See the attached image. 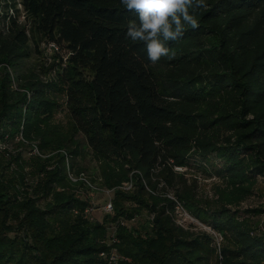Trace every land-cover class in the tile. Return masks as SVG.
<instances>
[{"label":"trees","instance_id":"1","mask_svg":"<svg viewBox=\"0 0 264 264\" xmlns=\"http://www.w3.org/2000/svg\"><path fill=\"white\" fill-rule=\"evenodd\" d=\"M207 3L196 13L199 27L167 44L172 58L152 64L144 45L126 38L137 14L120 0H0V139L21 132L43 153L76 154L73 136H56L50 125L53 98L64 95L73 131L113 192V221L145 213L117 228L115 264H264L259 223L228 207L264 175V0ZM40 41L65 51L47 81L26 72ZM213 153L231 191L209 210L173 167ZM46 169L34 196L22 199L0 173V264H109L99 253L110 246L98 239L111 223L85 215L94 203L70 189L61 164ZM177 201L222 236L218 249L209 232L175 223Z\"/></svg>","mask_w":264,"mask_h":264},{"label":"rangeland","instance_id":"2","mask_svg":"<svg viewBox=\"0 0 264 264\" xmlns=\"http://www.w3.org/2000/svg\"><path fill=\"white\" fill-rule=\"evenodd\" d=\"M17 7L20 9L19 20L29 28L30 20L27 19L25 11L19 3ZM32 48V57L27 62L26 72L33 71L43 81H47L53 75V72L49 71L51 64L54 60H58L59 57L65 55V51L57 45L52 47L45 41H40L39 47H33L32 45ZM34 48H38L39 52ZM1 77L2 74L0 73V79ZM11 79V87L16 88L14 78L11 77ZM53 99L56 101V105L50 123L52 130L56 136H73L77 143V153L72 154L68 149H64L68 152V161L66 160L67 156L63 155L62 152L60 154L63 155V158L60 160L61 155L53 151L41 152L36 142L26 141L19 132L14 137L0 139V173L4 177L11 178L10 180L15 185V195L22 199L23 197L34 196L37 186L45 177L44 168L51 170L57 164H61L66 178H69L68 173H70L74 177L85 178L89 181V185L82 180L76 181L71 184L70 189L77 195L83 196V198H87L94 203L91 216L101 222L106 218L107 220L103 223L107 227L113 221L112 217L114 215L102 213L101 206L112 199L113 192H107L108 188L104 183L100 162L95 158L84 137L73 131L65 108L64 95L56 94ZM187 162L188 164L182 166V169L173 167L179 175L183 176L184 186L193 192V197L200 208L218 209L220 207V197L230 196L231 191V186L225 182L222 176L223 161L213 153L204 158L190 157ZM256 178L257 182L253 187V193L241 199L237 204L228 207L238 210L237 216L240 219L249 217L252 221H257L261 228H264V212L257 215H253V212H246L247 209L264 208V175H257ZM56 189L66 191L65 187L62 186H56ZM44 201L42 198L37 200V205L43 206ZM140 214V219L144 220L145 213ZM192 230L198 234L205 231L199 227H194ZM106 233L105 231L103 236L98 239L100 244L107 245L109 240L106 239ZM210 234L212 235V233ZM213 240H215L214 236ZM213 242L215 243V241ZM216 254H219V252L216 251Z\"/></svg>","mask_w":264,"mask_h":264},{"label":"clouds","instance_id":"3","mask_svg":"<svg viewBox=\"0 0 264 264\" xmlns=\"http://www.w3.org/2000/svg\"><path fill=\"white\" fill-rule=\"evenodd\" d=\"M137 19L127 23L126 38L144 45L147 59L156 64L163 57L171 59L169 42L183 37L188 27L196 29V13L207 10V0H120Z\"/></svg>","mask_w":264,"mask_h":264},{"label":"built area","instance_id":"4","mask_svg":"<svg viewBox=\"0 0 264 264\" xmlns=\"http://www.w3.org/2000/svg\"><path fill=\"white\" fill-rule=\"evenodd\" d=\"M50 46L55 47L56 45L52 42L49 43ZM66 160L68 161V158H66ZM176 169H182V166H175ZM69 170V169H68ZM69 175V179L73 182L75 181H79L82 180L84 182H86L89 185V181L86 180L85 178H77L74 177L72 174L68 173ZM132 184L131 182H126L124 183L123 187L125 189H129L131 188ZM107 192H110L109 190H107ZM168 196L172 199H175L172 195L168 194ZM101 210L102 213L106 214V215H113L114 214V208H113V204H112V200H108L106 203H104L101 206ZM89 211V212H88ZM93 211L92 208L87 209L86 210V214H90V219H93V217L91 216V212ZM152 217V216H151ZM150 217V218H151ZM173 217H174V221L178 226L184 227V228H194V227H199L202 230H205L206 232L212 233V235L215 238V246L217 247V249L220 246V243L222 241V236L218 233L215 232L214 230L211 229L210 226H208L207 224L201 222L200 220H198L196 217H194L191 213H189L186 208L180 203V202H176L174 207H173ZM145 218V216H144ZM146 218H148L146 216ZM137 220L142 221L140 219V217L138 218H132V219H125V218H119L113 222H111L110 226L108 227L107 233H106V239L109 240L107 245L110 246L108 252L105 251H101L99 253L100 257L105 258L109 264L113 263H117V261L121 258L119 255V252L117 250L116 244L119 243V239L117 237V228L119 227V225L131 228L137 225ZM261 234H264V228H261L260 230Z\"/></svg>","mask_w":264,"mask_h":264}]
</instances>
